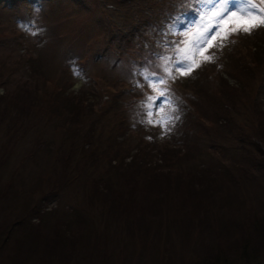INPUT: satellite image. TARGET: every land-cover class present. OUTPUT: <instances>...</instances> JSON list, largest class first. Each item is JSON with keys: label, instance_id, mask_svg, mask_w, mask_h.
I'll return each mask as SVG.
<instances>
[{"label": "rangeland", "instance_id": "1", "mask_svg": "<svg viewBox=\"0 0 264 264\" xmlns=\"http://www.w3.org/2000/svg\"><path fill=\"white\" fill-rule=\"evenodd\" d=\"M252 2L264 7V0ZM170 3L182 0H0L8 78L0 106L14 116L33 105L21 128H0V193L8 194L0 195V264H193L231 247L243 220L238 206L248 215L255 204L263 215L264 147L257 138L264 144V26L236 32L238 22L225 17L197 49L193 39L210 22L202 15L181 27L175 19L185 34L175 42L180 51L170 44L152 62L140 47L152 45L150 33L159 17L166 22ZM227 22L230 30L221 26ZM172 47L180 57L189 49L191 67L175 64L173 89L161 98L153 68L165 70ZM149 83L153 94L144 97ZM58 90L77 107L48 109L44 103H56ZM226 116L256 142L230 136L231 127L220 123ZM208 164L224 174L207 171L209 184L200 185L197 168ZM98 177L114 189L94 188L102 186ZM26 199V219L9 231ZM24 229L40 235L20 238Z\"/></svg>", "mask_w": 264, "mask_h": 264}, {"label": "trees", "instance_id": "2", "mask_svg": "<svg viewBox=\"0 0 264 264\" xmlns=\"http://www.w3.org/2000/svg\"><path fill=\"white\" fill-rule=\"evenodd\" d=\"M155 32H156V29H153L150 34H154ZM2 65H4V63H2L0 61V84H2L1 81L3 79L4 80L8 79V78L4 77V76H6V72H5V69H3ZM171 88L173 89L172 86H171ZM54 94H55V97L57 99L56 103H51V105H50L48 100L44 103L48 109H50L52 107V109H51L52 111L54 110V111H60L61 112L60 108H62L63 106L67 107L69 110L70 109L71 110L75 109V107H77V105L72 101L71 97L68 96L69 98L68 97H62L61 98V95L64 94V91L58 90ZM66 101L68 103H65ZM32 106L33 105H31V106H23V105H21L20 108L17 111V114L14 115V116H13L12 113H10L12 116L10 114H9L10 116L6 115L7 112H8V110H7L8 106L7 105H4L3 107L0 106V128H2V127L9 128L10 126L19 128L20 126H23L25 121H27V118L31 116L30 113L32 111ZM43 107H45V106H43ZM25 109L27 110V112L23 113V111ZM48 109L45 108V110H47V111H48ZM231 109L234 111L236 109V107L231 106ZM20 113H23V115H24V117L26 119L24 118V120H23V117L20 116ZM262 114H264V110H262ZM252 116H253V122H256V119H255L256 115L252 114ZM13 117H15V120L13 119ZM212 121L216 123V126H218L219 122H218L217 118L214 117L212 119ZM220 123L221 124H227V125H229L231 127L229 129L230 136H232V137L237 136V139L240 140V141H247V142L248 141L249 142L253 141L249 137L247 138V137L244 136L243 131H242L243 128H241V130H240L237 122H235L230 116L223 117L221 119ZM95 127H96L95 125L92 126V128H95ZM93 132H96V131H93ZM261 134L264 136V127H262V129H261ZM257 140L260 143H262V146L264 147L263 139L260 137V138H257ZM253 142H256V141H253ZM112 148H113V145L108 147L106 152H109V150L112 149ZM190 150H192V149H190ZM254 150L257 153H259L258 150H256V149H254ZM208 152L210 154H213L212 152H210V150H208ZM250 155H253V154H250ZM186 156L188 158H192V157H194V154H193L192 151H189V152H187ZM254 158H255V160H257V157H254ZM140 164L141 163H139L138 166H140ZM1 165H2V162H0V166ZM194 165L198 166V164L196 162L194 163ZM197 169L199 170L198 173L201 176L199 178H196V177L195 178H196L197 182L200 183V185H203L204 183L205 184H207V183L209 184V182H208L209 180L207 181L206 176H205V175H207V171H212L213 173H216V174H218V173L224 174V172H223L224 169L223 170L220 169L219 171H215L214 170V166L211 165V164H208L206 167H202V166L198 167ZM130 171H131V169H129L127 171V173L129 174ZM123 173L126 175L125 172H123ZM78 176H79V174H73L72 175V180L74 178H77ZM191 176H193V175L191 174ZM240 177H242V179H246L247 178L245 173L242 174V176H240ZM240 177H233L232 176L230 178V180H232L231 182H235V180L240 179ZM189 178H190V176H189ZM94 180H96V181L99 180V182L102 183V186H99V184H98V185H95L94 188H99V189H103V190H106V188L107 189L108 188L109 189H114L112 186L111 187H107V182L108 181H106L102 177H98V179L94 178ZM190 180H191V182L195 183V180H193V179H190ZM203 180H206V182H204ZM200 181H202V182H200ZM217 184H219V183H217ZM231 187L236 189L238 186L235 184V186L232 185ZM204 189L207 190V188H202V190H204ZM208 189H212L211 186L208 187ZM216 190H217V188H216ZM205 192H207V191H203L201 193H205ZM0 195L3 196V197H7L8 196V194H5V193H2V194L0 193ZM261 196L263 198L262 202L264 203V191L261 192ZM28 204H29V200L28 199L24 200L23 203H22V206L20 207V209H19V211L17 213L18 217H16L14 220H12V222H8L9 224H7L5 226L6 228L9 226L8 227L9 231L12 229V227L17 222L23 223L22 221L26 219L28 213L26 211H23V210L26 209V206ZM42 208H44V207H40V209H42ZM239 208L240 207L238 206V208L236 209V212L238 213L239 218L241 220L242 219L243 220L237 223L238 227L240 228V229H237V230H240L239 233H237L235 231L232 234V236H231L232 237V239H231V241H232L231 247L229 249L220 248V249L216 250L213 254H210V255H208L206 257H202V258L198 259L193 264H212L213 262L218 261V260L225 261V263H223V264H235V263H233V260L236 259V258H233V256H239V255H243L244 258H245V261L241 262V263H236V264H264V233H263V235H260V229L264 228V207H261L263 215L260 216L259 218L257 217L258 212H257V209L255 207V204L252 206L251 213L248 214V215L244 214L241 210H239ZM37 209L38 208H36L35 211ZM234 212H232V213H234ZM262 219H263V221H262V226L263 227L260 226L261 225L260 221ZM16 220H19V221H16ZM249 222H250V225L245 229L244 228V224H247ZM4 229H3V231H4ZM9 231H7V233H6L7 236L10 233ZM27 234H30V233L28 231H26V229H24L22 234H20L19 237L21 238V236H23L25 239H27ZM30 235H31V237H39L40 233H38V234H30ZM258 236H260V238ZM6 237H4L1 240L2 244H4V240H6L5 239ZM7 241L8 240H6L5 242H7ZM220 253H223V254H220ZM224 253H227L229 255H227V254L224 255ZM256 253L260 254L259 257L256 256Z\"/></svg>", "mask_w": 264, "mask_h": 264}, {"label": "snow or ice", "instance_id": "3", "mask_svg": "<svg viewBox=\"0 0 264 264\" xmlns=\"http://www.w3.org/2000/svg\"><path fill=\"white\" fill-rule=\"evenodd\" d=\"M205 3H212V0H205ZM207 14V12L204 13V15ZM225 17L235 19L238 22V26L232 29V31H242L245 33H250L255 28L264 26V7L253 3L252 0H218L217 3L213 4L211 20L216 21L218 26V22L220 20L225 19ZM213 30L214 29H206L203 33H201L199 35V41L194 45V47L199 49L201 44L206 40L207 36L209 35V32ZM182 51L184 53V57L178 63L180 67L190 68L191 65L187 62V52L189 51V49H184ZM205 59H211V57L206 56ZM165 71H167L169 75H171V70L167 67L165 68ZM182 74L186 75L188 73L184 72ZM145 78L147 79L148 76H146ZM161 82L164 83L166 81L161 78ZM152 86L155 87V85ZM161 95H164V93H161ZM152 99L154 98L149 97L150 101Z\"/></svg>", "mask_w": 264, "mask_h": 264}]
</instances>
